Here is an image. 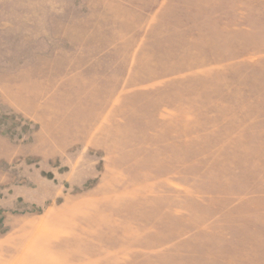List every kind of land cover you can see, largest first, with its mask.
<instances>
[{
	"label": "rangeland",
	"instance_id": "374dc122",
	"mask_svg": "<svg viewBox=\"0 0 264 264\" xmlns=\"http://www.w3.org/2000/svg\"><path fill=\"white\" fill-rule=\"evenodd\" d=\"M0 264H264V0H0Z\"/></svg>",
	"mask_w": 264,
	"mask_h": 264
},
{
	"label": "crops",
	"instance_id": "0c3cea01",
	"mask_svg": "<svg viewBox=\"0 0 264 264\" xmlns=\"http://www.w3.org/2000/svg\"><path fill=\"white\" fill-rule=\"evenodd\" d=\"M118 151V150H117Z\"/></svg>",
	"mask_w": 264,
	"mask_h": 264
}]
</instances>
